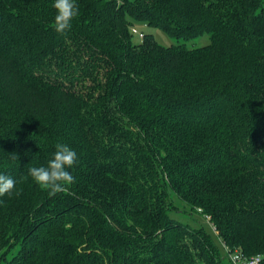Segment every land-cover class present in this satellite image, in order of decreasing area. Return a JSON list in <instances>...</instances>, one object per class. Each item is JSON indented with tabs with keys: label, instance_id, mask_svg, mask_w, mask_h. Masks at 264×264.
<instances>
[{
	"label": "trees",
	"instance_id": "obj_1",
	"mask_svg": "<svg viewBox=\"0 0 264 264\" xmlns=\"http://www.w3.org/2000/svg\"><path fill=\"white\" fill-rule=\"evenodd\" d=\"M76 2L58 34L54 0H0V264L264 254V0ZM135 25L209 43L133 42ZM57 142L75 183L50 197L28 169ZM194 211L211 227L171 217Z\"/></svg>",
	"mask_w": 264,
	"mask_h": 264
},
{
	"label": "clouds",
	"instance_id": "obj_2",
	"mask_svg": "<svg viewBox=\"0 0 264 264\" xmlns=\"http://www.w3.org/2000/svg\"><path fill=\"white\" fill-rule=\"evenodd\" d=\"M52 6L56 14L51 27L58 34L70 31L73 19L80 14L76 0H54ZM11 156L13 159H17L15 154ZM77 159L75 150L64 143L57 142L55 152L47 166L29 168L28 176L50 197L55 196L58 193L66 192L68 187L75 183V178L68 169L75 165ZM15 187L16 181L12 177L0 174V196L11 194ZM17 194L19 193L17 192Z\"/></svg>",
	"mask_w": 264,
	"mask_h": 264
},
{
	"label": "rangeland",
	"instance_id": "obj_3",
	"mask_svg": "<svg viewBox=\"0 0 264 264\" xmlns=\"http://www.w3.org/2000/svg\"><path fill=\"white\" fill-rule=\"evenodd\" d=\"M139 33L143 34H151L155 40V42L162 47H170L172 45H184L186 48L191 49V48H198L205 46L209 43V36L207 34L201 35L195 39H189V40H183V39H174L170 36H168L166 33L163 31L156 29V28H150L147 26L143 25H135ZM131 28H134L132 26ZM130 28V31H131ZM133 42H140V39L136 36L133 35ZM185 210V209H184ZM193 215H191V219L189 217H183L179 214H171V217L181 220L182 222H189L192 226H210L207 218L200 217L199 214H197L195 211L192 212ZM191 221V222H190Z\"/></svg>",
	"mask_w": 264,
	"mask_h": 264
},
{
	"label": "built area",
	"instance_id": "obj_4",
	"mask_svg": "<svg viewBox=\"0 0 264 264\" xmlns=\"http://www.w3.org/2000/svg\"><path fill=\"white\" fill-rule=\"evenodd\" d=\"M131 33L136 35L140 40L143 39V33H139L136 27L131 28ZM222 248L229 264H260L264 260V254L247 257L239 250L229 251L224 245H222Z\"/></svg>",
	"mask_w": 264,
	"mask_h": 264
}]
</instances>
